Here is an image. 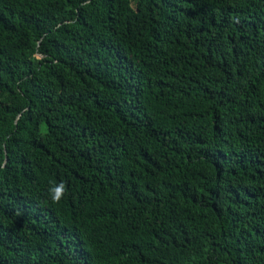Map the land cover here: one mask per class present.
Listing matches in <instances>:
<instances>
[{
    "label": "trees",
    "instance_id": "1",
    "mask_svg": "<svg viewBox=\"0 0 264 264\" xmlns=\"http://www.w3.org/2000/svg\"><path fill=\"white\" fill-rule=\"evenodd\" d=\"M0 264H264V0H0Z\"/></svg>",
    "mask_w": 264,
    "mask_h": 264
},
{
    "label": "clouds",
    "instance_id": "2",
    "mask_svg": "<svg viewBox=\"0 0 264 264\" xmlns=\"http://www.w3.org/2000/svg\"><path fill=\"white\" fill-rule=\"evenodd\" d=\"M65 184L60 183L49 190L50 198L54 203L59 202L65 193Z\"/></svg>",
    "mask_w": 264,
    "mask_h": 264
}]
</instances>
